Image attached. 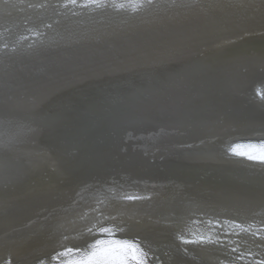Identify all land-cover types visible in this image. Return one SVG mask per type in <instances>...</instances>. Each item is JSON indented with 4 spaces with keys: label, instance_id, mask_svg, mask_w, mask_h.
I'll return each instance as SVG.
<instances>
[{
    "label": "bare ground",
    "instance_id": "bare-ground-1",
    "mask_svg": "<svg viewBox=\"0 0 264 264\" xmlns=\"http://www.w3.org/2000/svg\"><path fill=\"white\" fill-rule=\"evenodd\" d=\"M176 2L0 0V264L86 247L95 207L148 264L264 256V172L229 151L264 142V0ZM217 220L239 252L178 239Z\"/></svg>",
    "mask_w": 264,
    "mask_h": 264
},
{
    "label": "snow or ice",
    "instance_id": "snow-or-ice-1",
    "mask_svg": "<svg viewBox=\"0 0 264 264\" xmlns=\"http://www.w3.org/2000/svg\"><path fill=\"white\" fill-rule=\"evenodd\" d=\"M72 8L84 7V8H102L109 6L107 0H84L83 3H79L78 0H66L64 7ZM110 6L117 9L129 8L133 12L142 8H159V4H155L154 0H129L127 4H111ZM176 8H186L190 5L183 2L177 3L176 0H172L170 5ZM75 15V12H73ZM255 95L259 98V104L264 109V88H259ZM232 155L238 157H244L250 162L257 163L261 172H264V142L261 143H236L229 149ZM264 198V194H262ZM124 200L136 201L142 200L141 196H125ZM90 216L94 218L93 222L87 226L86 232L82 235H87L91 240L86 247H66L62 246L61 250L57 251L51 257V264H148L150 259L148 253L141 247L138 240L128 238H117L118 233L123 234L124 229L115 223H109L115 221L116 216H109L104 214V208L95 207L91 209ZM209 224L213 221L209 219ZM215 224L219 227H225L223 233V239L220 236L213 237L209 235H195L192 238H185L183 236L178 237L182 244L188 245H206L216 244L220 247H228L231 252H239L238 247H233L237 241L231 239L232 236H238L240 232H251L252 226H244L243 224L234 223L231 221H225L223 225L220 221H215ZM231 227L232 231H228L227 228ZM239 230L237 232L236 230ZM253 235H258L264 238V227L252 232ZM65 240L68 237H64ZM256 253L252 252H240L239 260L245 261V264H264V256L258 260H246V256H255ZM43 264V262H41Z\"/></svg>",
    "mask_w": 264,
    "mask_h": 264
},
{
    "label": "water",
    "instance_id": "water-1",
    "mask_svg": "<svg viewBox=\"0 0 264 264\" xmlns=\"http://www.w3.org/2000/svg\"><path fill=\"white\" fill-rule=\"evenodd\" d=\"M251 143H253V142H251ZM243 144H247V143H243Z\"/></svg>",
    "mask_w": 264,
    "mask_h": 264
}]
</instances>
